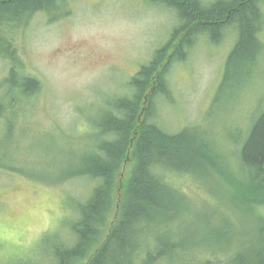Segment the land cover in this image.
Listing matches in <instances>:
<instances>
[{
	"label": "rangeland",
	"instance_id": "374dc122",
	"mask_svg": "<svg viewBox=\"0 0 264 264\" xmlns=\"http://www.w3.org/2000/svg\"><path fill=\"white\" fill-rule=\"evenodd\" d=\"M64 1L57 17L37 11L7 31L14 61L0 52V82L12 64L39 82L27 94L0 90V264H52L46 254L53 245L72 242L74 201L84 199L96 180L63 179L67 167L93 150L102 114L128 95L140 65L165 44L167 54L173 52V28L183 22L163 1ZM258 5L264 45V2ZM221 31L218 42L196 35L184 58L171 61L164 81L169 93L156 94L147 118L169 133L188 128L191 136V151L171 159L173 168L161 167L174 188L161 200L156 220L165 227L164 246L170 243L156 264H197L196 254L246 257L264 242V206L253 203L264 197V176L239 157L264 109V46L252 65L239 66L240 72L231 66L220 87L237 37L233 25ZM127 171L122 168L117 179Z\"/></svg>",
	"mask_w": 264,
	"mask_h": 264
},
{
	"label": "trees",
	"instance_id": "16d2710c",
	"mask_svg": "<svg viewBox=\"0 0 264 264\" xmlns=\"http://www.w3.org/2000/svg\"><path fill=\"white\" fill-rule=\"evenodd\" d=\"M149 1H163L183 20L173 28V52L167 54L165 44L140 65L127 83L128 95L116 98L115 108L102 114L95 132L100 137L93 150L82 154L76 165H69L75 168L67 167L63 179L78 175L96 182L84 199L73 200L77 215L70 225L72 242L53 245L46 254L52 264H156L162 260L170 243L164 246L165 227L156 220L161 216V200L174 187L164 180L161 167H172L171 159L191 151L188 128L169 133L155 121H147L156 94L169 93L164 82L167 68L174 59L184 58L196 35H209L218 42L221 30L233 25L237 37L222 66L221 87L231 66L236 64V72L239 66L252 65L264 46L258 38L263 23L258 4L264 0H214L207 5L200 0ZM64 4V0H0V52L14 61L15 48L7 31L19 23L26 24L37 11L57 17ZM8 76L0 82V90L7 86L4 89L15 88L27 94L39 86L37 80L18 74L14 64ZM1 107L0 103V112ZM239 152L242 164L264 176V109L255 118ZM7 167L19 170L13 165ZM126 167L125 178L118 180L117 174ZM253 203L264 206V197ZM152 222L156 233L149 229ZM196 255L197 264H264V242L246 257L235 253L226 260L225 252L223 259ZM24 264L45 263L32 260Z\"/></svg>",
	"mask_w": 264,
	"mask_h": 264
},
{
	"label": "bare ground",
	"instance_id": "6f19581e",
	"mask_svg": "<svg viewBox=\"0 0 264 264\" xmlns=\"http://www.w3.org/2000/svg\"><path fill=\"white\" fill-rule=\"evenodd\" d=\"M191 259L188 258V261H190Z\"/></svg>",
	"mask_w": 264,
	"mask_h": 264
}]
</instances>
